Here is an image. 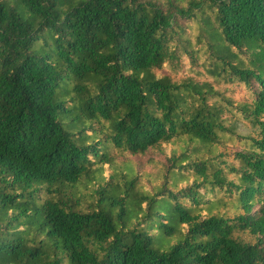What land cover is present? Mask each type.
Masks as SVG:
<instances>
[{
  "label": "trees",
  "instance_id": "trees-1",
  "mask_svg": "<svg viewBox=\"0 0 264 264\" xmlns=\"http://www.w3.org/2000/svg\"><path fill=\"white\" fill-rule=\"evenodd\" d=\"M0 264H264V0H0Z\"/></svg>",
  "mask_w": 264,
  "mask_h": 264
},
{
  "label": "rangeland",
  "instance_id": "rangeland-1",
  "mask_svg": "<svg viewBox=\"0 0 264 264\" xmlns=\"http://www.w3.org/2000/svg\"><path fill=\"white\" fill-rule=\"evenodd\" d=\"M153 1V0H152ZM163 3L164 0H155ZM184 20H180V24L184 25ZM187 139H178L173 143L161 144L158 147L149 149L143 155H132L129 153L116 152L112 156L110 164H105L102 169L101 179L106 181L109 176L113 177V181L117 182L116 174L130 176V174L138 176L137 187L138 189L146 192L153 191L157 186L163 182L165 170L170 163V155L172 152L175 154L184 150ZM241 149L237 143H227L225 146L219 147L216 151L222 153H235ZM96 181H100V174L95 172ZM191 182V180H190ZM187 183L183 182L178 188H182ZM95 184H81L77 186L75 197L83 205L87 207L88 204L94 203L96 194L94 193ZM244 240H249L247 234L241 236Z\"/></svg>",
  "mask_w": 264,
  "mask_h": 264
}]
</instances>
